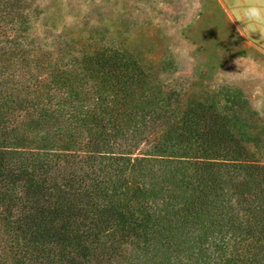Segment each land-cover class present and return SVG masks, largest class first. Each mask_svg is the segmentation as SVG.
<instances>
[{"label":"rangeland","instance_id":"374dc122","mask_svg":"<svg viewBox=\"0 0 264 264\" xmlns=\"http://www.w3.org/2000/svg\"><path fill=\"white\" fill-rule=\"evenodd\" d=\"M6 6L9 13L0 18V39L6 58L11 56L15 61L0 59V78L9 72L15 75L12 80L29 71L41 75L43 69L37 63H53L60 56L63 62L59 65L64 67L68 62L70 70L69 59L80 58L77 49L89 34L102 43L127 37L131 46L153 44L156 76L152 83L162 88L169 106L155 109L144 119L129 114L126 108L115 123L110 121L114 117L110 105L81 108L78 98L64 99L63 111L55 116L41 118L37 111L28 109L25 113L16 108L5 131L10 134L16 127L18 134H25L21 123L36 118L37 132L49 130L61 155L44 162L43 167L32 166V175L21 168L23 163L17 157L10 153L1 156L0 264L134 262L143 251L141 239L133 237L132 242L118 240L117 234L113 241L84 236L72 241L66 238L74 233L69 224L65 238L51 242L39 226L45 215L36 206L48 210L61 205L71 218L78 219L82 213L77 208L87 195L85 188L96 179L102 184L120 177L108 173L105 160L96 157L121 152L143 156L172 125L180 123L181 111L204 89L231 88L235 116L246 121L248 132L258 137L248 144L249 149L258 152L264 162V4L245 0H8ZM11 40L17 42L12 45ZM89 81L96 84L94 78ZM86 91L79 92V99L88 104L92 97ZM172 91L175 93L170 95ZM20 94L27 96L25 91ZM36 151L40 149L32 152ZM33 155L26 156L25 163ZM138 169L135 166L133 173ZM23 185L36 189L39 204L31 208L25 202ZM7 187L15 194L12 200L1 197ZM124 197L121 193L104 205L125 213ZM22 246L27 253H20Z\"/></svg>","mask_w":264,"mask_h":264},{"label":"trees","instance_id":"16d2710c","mask_svg":"<svg viewBox=\"0 0 264 264\" xmlns=\"http://www.w3.org/2000/svg\"><path fill=\"white\" fill-rule=\"evenodd\" d=\"M7 4L8 0L0 4V18L9 13ZM92 36L77 49L80 58L69 59L70 70L68 62L59 65L60 56L53 63H37L43 69L41 75L29 71L12 80L15 75L9 72L0 78V158L10 153L32 175V166L43 167L61 155L49 130L37 132L36 118L29 120L32 123L19 122L25 134H18L16 127L10 134L5 131L16 108L25 113L32 109L41 118L55 116L63 111L64 99L78 98L81 108L110 105L114 114L110 121L115 123L126 108L144 119L155 109L169 106L162 88L152 83L156 76L153 44L131 46L127 37L102 43ZM2 51L0 59L10 60L7 50ZM93 78L96 84L90 83ZM86 89L92 97L88 104L79 99V92ZM230 90L227 85L202 90L181 111L180 123L172 125L143 156L132 157L129 152L97 156L105 160L106 172L120 177L102 184L96 179L88 185L86 199L77 208L82 213L78 219L71 218L61 205L48 210L36 206L40 201L36 189L23 185L25 202L45 215L39 226L48 239L58 243L72 225L74 233L66 235L72 241L82 236L108 241L118 236L122 242L141 239L143 252L131 264H264V162L249 149L248 144L258 137L248 132L246 121L235 116ZM23 91L27 96L21 97ZM29 154L34 157L25 163ZM121 193L126 196L125 213L104 205ZM14 195L7 187L1 197L12 200ZM22 247L20 253H27Z\"/></svg>","mask_w":264,"mask_h":264},{"label":"crops","instance_id":"0c3cea01","mask_svg":"<svg viewBox=\"0 0 264 264\" xmlns=\"http://www.w3.org/2000/svg\"><path fill=\"white\" fill-rule=\"evenodd\" d=\"M251 1L252 3H256V4H264V0H245V2H249Z\"/></svg>","mask_w":264,"mask_h":264}]
</instances>
